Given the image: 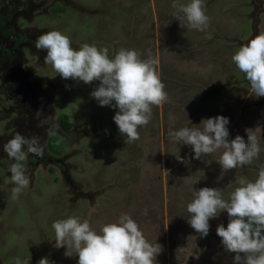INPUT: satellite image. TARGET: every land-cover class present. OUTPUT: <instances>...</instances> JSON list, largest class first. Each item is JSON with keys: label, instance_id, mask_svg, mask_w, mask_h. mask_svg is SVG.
Here are the masks:
<instances>
[{"label": "rangeland", "instance_id": "obj_1", "mask_svg": "<svg viewBox=\"0 0 264 264\" xmlns=\"http://www.w3.org/2000/svg\"><path fill=\"white\" fill-rule=\"evenodd\" d=\"M204 3L210 26L201 32L177 19L183 14L173 0H0V264L16 257L78 264L75 249L66 256V245L55 246L53 222L77 216L99 232L125 213L161 245L154 264H233L216 234L221 223L227 227V212L211 219L208 236L200 238L187 204L192 189L203 187L220 188L229 200L238 177L255 181L264 166V97H255L232 60L264 31V0ZM51 30L68 35L74 48L88 43L108 48L110 57L125 48L158 58L169 101L153 106L138 140L126 144L113 119L118 109L91 97L98 81L65 80L44 63L46 50L34 42ZM220 115L229 118V140L241 135L247 142L245 130L261 127V151L251 164L222 172L220 152L195 159L190 145L170 140V131L202 128L203 120ZM61 119L71 127L64 129ZM17 132L38 136L45 156L27 154L22 163L30 182L12 199L8 169L15 161L3 145Z\"/></svg>", "mask_w": 264, "mask_h": 264}, {"label": "clouds", "instance_id": "obj_2", "mask_svg": "<svg viewBox=\"0 0 264 264\" xmlns=\"http://www.w3.org/2000/svg\"><path fill=\"white\" fill-rule=\"evenodd\" d=\"M172 7L183 14L177 19H186L192 29L204 32L209 28L210 17L206 15L204 0H190L187 4L173 0ZM206 38L212 39V34L207 33ZM34 46L46 50L44 63L51 65L63 79L84 84L99 82L90 95L101 107L118 109L113 119L126 144L140 138L138 129L150 123L153 106L169 101L166 85L157 70L159 60L151 52L142 58L135 49L121 48L110 57L108 48L95 44L84 43L74 48L71 38L59 30L38 36ZM232 60L245 74L255 97H264V31L240 46ZM229 122V118L220 115L203 120L202 128L193 126L170 131L169 137L173 142L190 145L195 159L220 152L216 162L222 172L242 168L259 157L261 148L256 133L261 127L245 130L247 142L241 135L229 140ZM48 132L53 134L51 128ZM3 150L15 161L8 170L14 185L12 199H18L30 182L28 169L22 162L28 153L43 158L45 145L38 136L26 137L17 132L3 145ZM236 182L239 186L231 192L229 200L223 198L220 188H193V198L187 204L188 223L200 238H205L210 231V220L226 211L227 227L221 223L216 234L221 238L223 249L234 254L233 264H264V166L260 167L255 181L238 177ZM52 228L55 246L66 245V256H72L69 248L75 249L78 264H154L162 251L160 244L153 245L146 239L139 224L127 213L102 226L99 232L88 220L77 216L56 220ZM196 237L189 236L188 241ZM182 250L183 247L176 250L178 261L177 252ZM195 257L199 259V255ZM14 264L27 262L16 257ZM38 264H50V261L45 257Z\"/></svg>", "mask_w": 264, "mask_h": 264}, {"label": "trees", "instance_id": "obj_3", "mask_svg": "<svg viewBox=\"0 0 264 264\" xmlns=\"http://www.w3.org/2000/svg\"><path fill=\"white\" fill-rule=\"evenodd\" d=\"M218 89H220V86L213 88L212 91L216 92ZM60 123L64 129H69L71 127V124L66 119H61ZM50 141H52V140H50ZM54 145H55V143H53V145H51L52 150L55 149Z\"/></svg>", "mask_w": 264, "mask_h": 264}]
</instances>
